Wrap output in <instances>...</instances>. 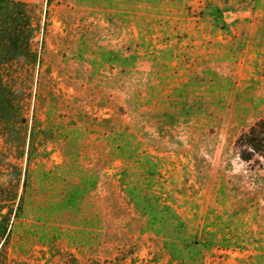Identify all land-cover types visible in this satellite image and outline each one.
<instances>
[{
    "label": "rangeland",
    "instance_id": "374dc122",
    "mask_svg": "<svg viewBox=\"0 0 264 264\" xmlns=\"http://www.w3.org/2000/svg\"><path fill=\"white\" fill-rule=\"evenodd\" d=\"M13 1L0 264H264V0Z\"/></svg>",
    "mask_w": 264,
    "mask_h": 264
},
{
    "label": "trees",
    "instance_id": "16d2710c",
    "mask_svg": "<svg viewBox=\"0 0 264 264\" xmlns=\"http://www.w3.org/2000/svg\"><path fill=\"white\" fill-rule=\"evenodd\" d=\"M24 4L20 1L0 0V64L9 60L12 54H17L21 49L20 44L27 46L28 39L21 38L27 36V31H33L31 19L27 16ZM17 7L18 11L12 12L11 9ZM29 36V35H28ZM22 47V48H23ZM3 85L0 77V87ZM245 138V146L249 149L243 158L251 159V155L258 154L264 159V122H258L249 127L248 131L242 135ZM0 238L6 240L7 221L0 213Z\"/></svg>",
    "mask_w": 264,
    "mask_h": 264
}]
</instances>
